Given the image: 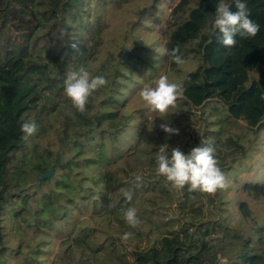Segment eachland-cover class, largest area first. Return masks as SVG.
<instances>
[{"label":"trees","instance_id":"1","mask_svg":"<svg viewBox=\"0 0 264 264\" xmlns=\"http://www.w3.org/2000/svg\"><path fill=\"white\" fill-rule=\"evenodd\" d=\"M244 2L260 30L228 48L210 30L218 0H0V264H264V220L249 216L245 201L235 207L250 227L228 211L230 191L264 196V183L243 175L264 161V0ZM131 3L132 17L104 49L110 12ZM165 12L161 46L179 47L195 67L176 81L183 90L175 106L147 119L133 105L146 82L161 68L182 71L167 55L149 62L141 39ZM146 63L150 70L137 75ZM81 66L108 81L83 113L63 85ZM25 121H35V134L21 131ZM201 141L215 147L228 187L171 188L157 174L159 148L187 154ZM129 207L136 228L124 220Z\"/></svg>","mask_w":264,"mask_h":264},{"label":"clouds","instance_id":"2","mask_svg":"<svg viewBox=\"0 0 264 264\" xmlns=\"http://www.w3.org/2000/svg\"><path fill=\"white\" fill-rule=\"evenodd\" d=\"M235 7L236 11H230L227 0H218L214 20L210 22V30L218 34L219 42L228 48L236 45L237 36L244 39L255 37L260 30L259 24L251 18L244 0H235ZM63 35L62 31L59 39H62ZM154 51L156 56H169L177 65L185 63L179 54V47L169 50L160 46ZM64 77V94L80 113L85 112L89 97L108 83L103 75H92L83 66L67 71ZM182 90V84L170 82L167 75H161L154 86H145L139 95L153 112L163 114L175 106ZM259 99L264 101V91L260 92ZM160 127L170 135L179 134V129L170 127L168 123H163ZM21 131L31 136L36 133L37 124L35 121H25L21 125ZM156 165L157 174L164 177L170 187L176 190L187 187L189 191L215 194L218 190L228 187L226 176L215 155V147L208 141H201L199 146L193 147L187 154L179 147L169 151L168 145L165 144L157 152ZM141 179L139 175L135 177L137 187L140 186ZM124 195L131 201V192L124 191ZM124 220L131 228H136L141 223L134 207L124 210ZM131 236V232H126L121 239L127 242Z\"/></svg>","mask_w":264,"mask_h":264},{"label":"rangeland","instance_id":"3","mask_svg":"<svg viewBox=\"0 0 264 264\" xmlns=\"http://www.w3.org/2000/svg\"><path fill=\"white\" fill-rule=\"evenodd\" d=\"M140 1V0H139ZM174 5V2H172L168 8L170 9ZM134 7V3H131L129 5L123 4L119 8L115 9L114 11H111L108 18L106 21L108 22V29L105 32V35L103 37V42H104V49H107L109 47V42L110 38L113 34V31L116 28H119L120 25H124L126 22V18H131L132 17V8ZM168 18L167 12H165L160 20L156 22L153 25L152 30L147 31L146 33L142 34L141 39L146 43L149 44V49L147 50L146 54L148 56V61L151 63H157L158 58L156 56V53L154 51L155 48H158L162 44V40L164 37V32H165V25H166V19ZM105 56V50L101 51L98 54V61L93 62L94 64H98L100 59H102ZM156 56V57H155ZM151 63H146V65H142L139 67L138 72L136 73L137 75H144L142 72H147L150 70V65ZM195 67V61L192 59H187L185 60V63L181 64V74H173L170 72H167L164 68H161L158 70L154 76L146 82V86H154L155 81L161 76V75H167L170 82H176L179 80L186 72L189 70L193 69ZM135 77V75H133ZM137 105L138 107L144 108L143 113L147 119H152L153 118V111L147 106L142 99L140 98V95L136 96L134 100V104ZM54 139V136L51 133L40 139L42 144H47L48 142L52 141ZM34 140L37 141V137L34 138ZM55 147V145L53 146ZM264 151V149L262 150ZM255 167L251 169L249 172H245L243 175L251 178H256L261 183H264V161L263 162H257L256 166L255 164L252 166ZM242 175V174H241ZM227 196L230 200L228 203V211L230 214L233 215V221H241L243 222V228L245 227H250L252 225V219L249 217H243L242 214L237 210L236 203L239 201H245L246 205L248 207V215L249 216H255L257 219L264 220V196H255L253 194L248 193L245 189L237 190V191H230L227 193ZM13 221L12 220H7L5 222V231L7 233L6 239H7V244H12L15 245L17 242L15 231L13 228ZM19 259V257H17ZM8 259L6 261V264H18L15 259Z\"/></svg>","mask_w":264,"mask_h":264}]
</instances>
